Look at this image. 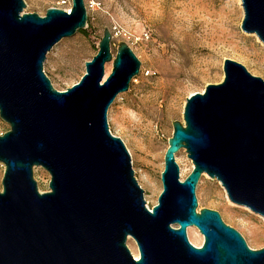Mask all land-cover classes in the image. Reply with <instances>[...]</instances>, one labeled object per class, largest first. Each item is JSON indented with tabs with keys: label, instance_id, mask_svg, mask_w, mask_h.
<instances>
[{
	"label": "water",
	"instance_id": "1",
	"mask_svg": "<svg viewBox=\"0 0 264 264\" xmlns=\"http://www.w3.org/2000/svg\"><path fill=\"white\" fill-rule=\"evenodd\" d=\"M241 4V29L264 44V0ZM24 7V0H0V118L9 125L0 135V264H264V247L250 248L218 211L198 212L196 196L207 174L232 203L264 217V79L225 58L222 81L186 98L150 209L107 119L139 59L125 41L113 55L105 27L80 80L58 90L43 63L54 45L86 27L84 0L44 15ZM181 149L193 165L184 179L175 160ZM35 167L48 172V191L38 189ZM190 226L203 235L200 246L190 242Z\"/></svg>",
	"mask_w": 264,
	"mask_h": 264
},
{
	"label": "rangeland",
	"instance_id": "2",
	"mask_svg": "<svg viewBox=\"0 0 264 264\" xmlns=\"http://www.w3.org/2000/svg\"><path fill=\"white\" fill-rule=\"evenodd\" d=\"M24 2V12L39 15L56 6L55 0ZM84 3L86 27L54 45L46 55L43 69L56 89L65 90L84 74L85 62L96 54L105 27L113 34V55L120 41L131 47L140 61V71L131 80L129 89L115 98L107 119L111 133L123 140L131 155L135 177L151 209L162 191L160 175L172 122H183L186 98L202 92L208 84L222 81L225 58L243 64L252 75L264 79V44L255 33L241 29L244 12L237 0H84ZM236 8L241 12L239 17ZM111 68L112 63H106V75ZM0 126L4 132L9 129L1 118ZM175 160L180 178L184 179L192 170V162L184 149L176 153ZM3 172L0 163V191ZM33 176L41 192L49 190L50 176L46 170L35 167ZM196 196L198 212L203 208L218 211L226 224L241 233L250 248L264 247V217L232 203L220 182L203 174L196 186ZM193 228L190 235L197 242L199 230ZM127 245L133 254H138L132 238Z\"/></svg>",
	"mask_w": 264,
	"mask_h": 264
},
{
	"label": "bare ground",
	"instance_id": "3",
	"mask_svg": "<svg viewBox=\"0 0 264 264\" xmlns=\"http://www.w3.org/2000/svg\"><path fill=\"white\" fill-rule=\"evenodd\" d=\"M237 2H238V4H239V6H241V0H237ZM236 14H237L238 17H239L240 14H241V12H240V10H239L238 8H236ZM105 76H106V73H105ZM226 195H227V194H226ZM193 227H194V226H190V227H188V229H187V233H188V234H187V235L189 236V238H190L192 244H194V245H196V246H200V245L202 244V240H203L202 236H203V235H202L200 232L197 231V234H198V237L196 238V241H197V242L193 241L192 238H191V235H190L191 231L194 229ZM196 230H197V229H196ZM133 255H134L135 258L138 257V254H133Z\"/></svg>",
	"mask_w": 264,
	"mask_h": 264
},
{
	"label": "built area",
	"instance_id": "4",
	"mask_svg": "<svg viewBox=\"0 0 264 264\" xmlns=\"http://www.w3.org/2000/svg\"><path fill=\"white\" fill-rule=\"evenodd\" d=\"M56 8H62L64 10H69L71 8V0H55ZM113 35V34H112ZM4 133L0 126V135Z\"/></svg>",
	"mask_w": 264,
	"mask_h": 264
}]
</instances>
